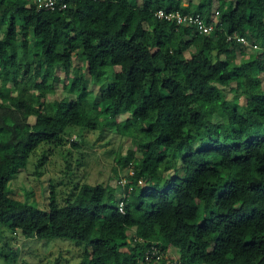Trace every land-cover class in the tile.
Here are the masks:
<instances>
[{
  "label": "trees",
  "instance_id": "obj_1",
  "mask_svg": "<svg viewBox=\"0 0 264 264\" xmlns=\"http://www.w3.org/2000/svg\"><path fill=\"white\" fill-rule=\"evenodd\" d=\"M67 1L0 0V224L83 242L78 264H166L145 262L152 246L178 248L182 264H264V0ZM56 70L75 92L48 100ZM124 111L123 188L83 182L62 203L52 190L47 207L11 196L40 144L68 126L103 130Z\"/></svg>",
  "mask_w": 264,
  "mask_h": 264
},
{
  "label": "rangeland",
  "instance_id": "obj_2",
  "mask_svg": "<svg viewBox=\"0 0 264 264\" xmlns=\"http://www.w3.org/2000/svg\"><path fill=\"white\" fill-rule=\"evenodd\" d=\"M72 63L85 67L82 58L75 57ZM56 74L59 79L54 82V91L49 93L48 100L60 99L75 92L62 70H56ZM86 78L88 90L98 97V88L92 85L88 73ZM260 80L255 86L264 89L263 74ZM261 106L264 109V101ZM90 113L93 116L96 114L95 110ZM128 116L125 111L120 113L116 123L107 125L103 130L68 126L54 143L40 144L30 154L26 167L8 183L11 196L47 207L52 190L56 200L62 203L83 182L113 186L119 182L121 185L117 188H123L131 169L121 166L117 156L127 155L128 148L132 146ZM131 190L128 189V192ZM121 192L124 193V189ZM85 247L83 242L68 238H24L0 224V264H78ZM168 255L180 257L181 251L171 247Z\"/></svg>",
  "mask_w": 264,
  "mask_h": 264
},
{
  "label": "built area",
  "instance_id": "obj_3",
  "mask_svg": "<svg viewBox=\"0 0 264 264\" xmlns=\"http://www.w3.org/2000/svg\"><path fill=\"white\" fill-rule=\"evenodd\" d=\"M37 3L38 8L42 9H55V8H65L68 4L67 0H35ZM157 15L161 18L166 19H172L175 18L177 22H183V21H190L192 23H195L199 30L203 32H208L213 29V25L208 24L206 20L200 15H193V14H181L178 11L173 12H165L163 10H158ZM228 39H235L237 42L241 44H248L252 45L254 48H260V46L256 43L252 44L245 36L240 35L238 32H233L228 35ZM264 49V47H262ZM120 210L122 211V204H120ZM162 258H165L166 264H182V261L178 259L177 257H171L167 253L160 252L158 248L155 246H152V250L150 252H147L144 256L145 262H150L153 260L159 261Z\"/></svg>",
  "mask_w": 264,
  "mask_h": 264
}]
</instances>
